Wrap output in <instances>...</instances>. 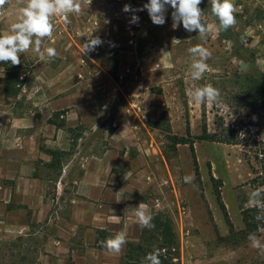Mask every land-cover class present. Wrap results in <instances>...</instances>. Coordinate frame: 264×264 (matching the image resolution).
<instances>
[{
	"label": "rangeland",
	"instance_id": "obj_1",
	"mask_svg": "<svg viewBox=\"0 0 264 264\" xmlns=\"http://www.w3.org/2000/svg\"><path fill=\"white\" fill-rule=\"evenodd\" d=\"M147 2L82 0L81 13L69 14V23L54 19L53 36L44 43V49H56L54 59L30 49L18 66L0 62V139H5L0 159L9 160L14 150L23 154L22 173L15 179L0 172L1 180L8 177L12 196L16 192L14 202L0 198V264H97L102 259L94 220L109 212L102 215L80 201L75 187L84 172L79 162L89 164L108 150L120 154L113 174L120 176L124 167L137 175L134 189L125 192L134 203L123 215L124 230L138 232L131 208L143 202L150 212L173 220L183 264H264V250L251 246L243 220V211L254 209L245 207L249 194L264 188V0H234L237 23L228 29L234 41L220 31L202 39L182 24L173 28L170 6L162 26L152 23L147 10L135 13L139 22L130 24L132 13L123 12V6L140 8ZM204 2L211 6L202 0L203 20L217 25ZM22 6V0H9L0 10V34L17 22ZM91 35L104 43L84 55L82 44ZM197 44L212 55L209 70L193 80L188 49ZM207 84L219 89V102L197 104L191 92ZM81 106L86 110L70 116ZM81 116L85 119L77 125ZM68 118L75 127H68ZM170 135L195 142L200 181L190 146L174 145ZM202 136L206 139L199 140ZM48 151L61 153L53 157ZM188 175L194 177L191 183L184 182ZM258 226L256 235L264 243V222ZM107 235L104 239L114 236ZM64 243L78 251L75 261L70 254H56ZM108 261L117 264L118 257Z\"/></svg>",
	"mask_w": 264,
	"mask_h": 264
},
{
	"label": "clouds",
	"instance_id": "obj_2",
	"mask_svg": "<svg viewBox=\"0 0 264 264\" xmlns=\"http://www.w3.org/2000/svg\"><path fill=\"white\" fill-rule=\"evenodd\" d=\"M91 2V0H90ZM9 0H0V10L4 8ZM23 6L19 8L18 20L13 23L10 30L0 34V62H11V65L18 66L21 63L20 56L30 49L41 55L44 52L51 60L58 53L54 47L44 49L46 39L53 36L55 31L54 19L61 17L65 24L69 23V14H80L82 11V0H22ZM202 0H148L140 8H133L130 4H125L122 11L132 13L129 23L138 24L139 16L135 13L147 10V13L154 25L162 26L166 22V12L168 6L173 10L171 13L173 28L182 24L184 30L195 32L203 39L206 35L214 31H227L237 23L235 13L237 7L234 0H209L211 13L218 20L217 25H208L204 20V11L200 8ZM106 23L109 21H105ZM177 43L178 39H173ZM104 41L99 36H88L82 44V52L87 55L102 46ZM192 60L190 64L191 77L193 80H200L204 73L209 70L207 63L211 57V52L202 44H197L188 49ZM220 91L211 84L195 88L191 92V99L197 104L205 102H219ZM240 136H244L241 132ZM194 177L191 175L184 177L185 183H191ZM246 208H256L255 219L264 222V188H257L249 194V199L245 204ZM135 214L139 226L152 228L153 216L146 204L141 202L137 207L131 208ZM119 219L118 216H116ZM252 247L264 250V243L255 233L248 236ZM101 246L110 253L119 254L127 243L126 234L121 231L114 236H110L101 241ZM159 249L148 253L141 261V264H162L159 258Z\"/></svg>",
	"mask_w": 264,
	"mask_h": 264
},
{
	"label": "crops",
	"instance_id": "obj_3",
	"mask_svg": "<svg viewBox=\"0 0 264 264\" xmlns=\"http://www.w3.org/2000/svg\"><path fill=\"white\" fill-rule=\"evenodd\" d=\"M104 93H106L105 90ZM2 94H4V91L2 92ZM86 108L87 107L85 106H81L79 107V109H72L70 111V116H74L77 111L81 112L86 110ZM95 110H97V108ZM80 118L81 120L79 118L77 120V125L79 121L85 119L84 116H81ZM70 121L71 120L68 118V127H75L76 124H72ZM50 125L54 126L51 123ZM4 141L5 139L2 137L0 139V142ZM138 156L143 157L142 154ZM119 157L120 154L118 152H115L114 150H108L105 152V154L92 158L89 164L85 161L84 163L81 161L79 162L80 169L82 167L84 171L82 179L77 182V187H75L76 193L80 196V201H82L86 205L88 203L90 205H93L94 207H96V209H98L97 211H100L102 215L104 214L105 210L106 212L108 211L110 215L109 217L99 216L98 218H95L96 220H94V226L101 231L100 234H98L97 232L96 236H94V243L102 253V259L98 261L97 264H110L108 259L112 256L113 258L118 257L117 264H121L122 257L125 254V245L119 254L110 253L105 248L100 247V242L105 240V235L108 236V233L111 235H115L116 233L123 231L126 234L127 241L133 239H135L134 241H136L139 231L140 229H142L141 227H139L137 232V228L135 227L134 232L132 233L128 229L124 230L122 224L124 220L123 215L126 214V211H130L128 206H130L131 203H134L132 202L133 199H131V197L125 196V192L129 189H134L137 175L133 174L135 173L133 172V169L129 170L125 169L124 167L122 168L121 174H118L120 176L113 174V168L118 166V163L120 161ZM22 159L23 154L19 153L17 150H14L9 156V160H7V156H4L3 159H0V172L5 175H10V179H15L18 174L22 173ZM24 159H26V157H24ZM7 180L8 177H2V180L0 179V198H2L1 200L5 201V203H7V201H11V199L14 202L16 197V192L12 196V187L8 188V184L6 182ZM7 190L9 195L5 197V192H7ZM17 192L19 193V189ZM1 193H3V195H1ZM85 199L93 201V203H91L90 201H84ZM113 203H117L118 205H111ZM107 209L113 210L109 211ZM116 216H118L119 219H117ZM65 220V218L61 219V221ZM102 230H105L106 232H103ZM60 236L63 238L66 237L65 234H60ZM55 250L56 254L59 253L62 255V257H68L70 254L73 259L75 254L78 252L75 251V249L71 250L70 248H67V245L65 243L64 246L61 245Z\"/></svg>",
	"mask_w": 264,
	"mask_h": 264
},
{
	"label": "trees",
	"instance_id": "obj_4",
	"mask_svg": "<svg viewBox=\"0 0 264 264\" xmlns=\"http://www.w3.org/2000/svg\"><path fill=\"white\" fill-rule=\"evenodd\" d=\"M205 8V13L211 14V6H207L206 2L203 3ZM214 17V16H213ZM216 24H218V20L214 17ZM205 21V20H204ZM207 24L208 22L205 21ZM198 31V30H197ZM220 35L227 40L234 41L235 39L229 35L227 31H220ZM50 123L56 127H60V123L55 120L50 119ZM63 126V125H62ZM187 135L190 137V129H187ZM170 139L174 145H189L191 152L193 154L194 167L197 179L200 181V171L199 166L195 156V142L193 140L179 138L177 136H171ZM199 140H205L206 136H202L198 138ZM212 141L223 142L221 140H215L214 137H210ZM225 143V142H224ZM50 155L55 157L58 153L55 151H48ZM212 182L214 183V187L216 190L217 201L218 204L223 211L225 218L228 222L229 215L226 208V205L223 201L222 195L220 193L219 188L217 187L218 180H216L212 176ZM201 191H203L200 186ZM153 216L152 224L154 227L152 228H143L141 229V233L139 239L137 241L127 242L125 244V254L122 257L121 264H141L142 259L150 252H153L156 249L161 251L160 259L162 264H183L182 258V244L179 238V234L176 230V226L173 220L165 214L160 212L152 211ZM257 214V209H247L243 211V220L246 226V231L248 234L255 233L257 234L260 226H258V221L255 219ZM100 247L101 243H100Z\"/></svg>",
	"mask_w": 264,
	"mask_h": 264
}]
</instances>
